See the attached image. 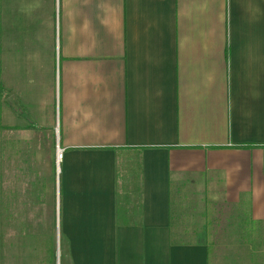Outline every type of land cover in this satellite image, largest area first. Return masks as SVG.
Masks as SVG:
<instances>
[{
	"label": "crops",
	"instance_id": "obj_1",
	"mask_svg": "<svg viewBox=\"0 0 264 264\" xmlns=\"http://www.w3.org/2000/svg\"><path fill=\"white\" fill-rule=\"evenodd\" d=\"M11 213L17 264H264V0H0Z\"/></svg>",
	"mask_w": 264,
	"mask_h": 264
},
{
	"label": "rangeland",
	"instance_id": "obj_2",
	"mask_svg": "<svg viewBox=\"0 0 264 264\" xmlns=\"http://www.w3.org/2000/svg\"><path fill=\"white\" fill-rule=\"evenodd\" d=\"M10 172V179H15V168H13V170L10 168ZM11 203H15L14 198L9 201V207L11 211L15 212V208ZM185 204L188 205V203ZM3 217L5 220L2 223V229L0 231V237H2V239H0V254L1 258L3 256V262H0V264H17L16 214L11 213ZM225 222V225H228V230H226V232H222V228H217L215 231V233L218 234L219 245L223 246L219 248L223 251L222 253H226V250L229 249V251L232 250L235 256L247 253L251 258L257 256L259 232L258 230L243 228V224L247 222L244 215H241L240 211L232 212Z\"/></svg>",
	"mask_w": 264,
	"mask_h": 264
},
{
	"label": "built area",
	"instance_id": "obj_3",
	"mask_svg": "<svg viewBox=\"0 0 264 264\" xmlns=\"http://www.w3.org/2000/svg\"><path fill=\"white\" fill-rule=\"evenodd\" d=\"M62 157H63V150H61L58 146L57 150H56V162H57V164L60 163V161L62 160Z\"/></svg>",
	"mask_w": 264,
	"mask_h": 264
}]
</instances>
